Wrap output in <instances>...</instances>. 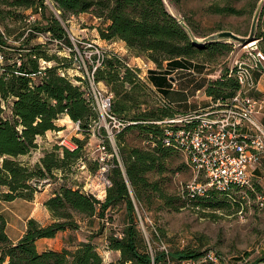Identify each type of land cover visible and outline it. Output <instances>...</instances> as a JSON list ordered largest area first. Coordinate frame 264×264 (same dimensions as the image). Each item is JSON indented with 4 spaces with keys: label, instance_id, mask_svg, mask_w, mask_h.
Wrapping results in <instances>:
<instances>
[{
    "label": "trees",
    "instance_id": "trees-1",
    "mask_svg": "<svg viewBox=\"0 0 264 264\" xmlns=\"http://www.w3.org/2000/svg\"><path fill=\"white\" fill-rule=\"evenodd\" d=\"M9 7L42 8V16L47 24L32 28L36 32L50 31L55 37L64 38L68 44L71 40L59 19L46 16L45 0H4ZM62 10V17L66 15H79L91 13L97 18H102L105 27H100L99 32L103 39L123 40L131 51L137 55L153 61L159 68L165 61L176 63L179 59L196 60L202 57L203 62L217 59L230 45L226 41H195L193 35L181 23L176 15L170 13L164 0H52ZM222 12L234 13L239 10L235 7H221ZM4 11V10H2ZM12 16V10L6 12ZM189 26L195 31L193 26ZM27 28V30H28ZM33 31H27L32 32ZM9 46L8 39L0 32V52H5L4 47ZM42 45L27 48L21 61L12 60L6 64L0 63V188L7 186L8 190L0 195L1 199L13 201L15 198L34 199L37 189L28 184L37 172L31 170L27 164L17 160L21 155L38 148L37 136H43L47 131L60 129L55 122L61 115L67 114L72 120L82 122L83 133L91 131L92 121L97 118V112L81 85L74 84L67 78L58 74L55 68L43 69L39 60L47 55L41 49ZM224 49V50H223ZM5 56V55H4ZM104 65L95 74L97 81H103L109 91L114 94L112 100L113 112L116 115L132 122L118 136L133 127L145 128L153 150L165 151L174 149L163 145L165 137L161 126L152 121L161 120L166 116H174L177 112L173 108L149 110L142 109L146 102L141 93L145 85L141 82L136 71L127 65L126 57L111 53L104 61ZM228 71H222L217 80H209L206 93L213 99L231 97L239 89L237 79H231ZM37 79L40 81L37 82ZM144 124H147L146 126ZM78 147L74 151L63 148V156L49 153L41 159L42 168L51 171L65 165L77 163L84 158L82 154L83 140L77 139ZM145 154V155H143ZM160 158L152 152L143 153L133 149L127 162L126 179L131 184L138 185L148 181L136 173L148 171L156 165ZM44 175L43 170L40 172ZM141 176V177H139ZM111 179L113 186L107 191L105 200L88 194L80 187H62L54 193L45 205L54 216V221L46 226L35 218L27 223L26 233L14 243L8 235L7 219L0 214V264H104L103 257L97 251L93 241L81 242L75 250L63 248L61 251L47 249L39 251L36 240L39 238L55 237L61 230L68 227L79 228L78 220L74 219V212L83 214L88 219L99 216L105 217L106 210L126 202L130 223L123 229V235L116 233L109 236L110 249L120 252V264H162L166 262L167 255L158 252L156 256L142 253L138 250L137 227L134 223V203L129 193L128 182L125 180L122 169L113 170ZM141 180V181H139ZM154 186V184H151ZM238 191L234 188L232 191ZM229 192L209 190L207 195L195 197L192 200L202 201L218 195H229ZM252 194V192L249 191ZM232 197V196H231ZM234 204L239 207L242 198L232 197ZM228 200V197H224ZM222 200V201H224ZM226 202V201H224ZM222 202V203H224ZM228 203V202H227ZM225 204V203H224ZM223 205V204H222ZM210 250L191 251L183 249L172 252L175 259L201 260L199 264H214L211 260L203 261ZM264 261L263 257L257 262Z\"/></svg>",
    "mask_w": 264,
    "mask_h": 264
},
{
    "label": "rangeland",
    "instance_id": "rangeland-1",
    "mask_svg": "<svg viewBox=\"0 0 264 264\" xmlns=\"http://www.w3.org/2000/svg\"><path fill=\"white\" fill-rule=\"evenodd\" d=\"M164 1L170 13L176 15L186 29L196 36L195 41L197 42L201 43L207 37L219 33L221 30H230L246 38L251 36V42L256 43L249 48L247 46L250 43L243 45L238 41L222 40L229 41L227 43H229L230 48L223 49V53L217 59L205 62L209 67L207 72L212 74L211 80L219 79L222 71L229 72L230 67L235 66L237 61L246 64L253 63L259 52L264 58V0ZM4 2V0H0V32L6 35L9 46L16 49L5 46V52H2L5 56L1 63L6 64L12 60L21 61V55L25 56L28 52L27 48L40 44L42 45L41 49L47 55L39 60L41 67H45V69L55 68L59 74V68H71L73 66L72 61L75 52H72L71 58H68L65 56L62 46L57 42L48 41L44 43L43 37L36 34V31L34 33L27 32L28 27L35 28V26L40 27L47 24L40 8L37 10L35 6L33 8L9 7ZM44 4L47 5L43 10L45 15L59 19L67 33L75 34L83 43L95 40L94 33H91L92 28L87 24L91 21L88 15V17L82 16L84 20L75 18L74 21L68 22L70 20L69 14L62 17V10L56 2L45 0ZM229 6L235 7L239 11L229 13L220 10L221 7ZM9 10H12V16H7L6 12ZM188 22L196 30V33ZM104 23L105 20L102 19L101 25ZM73 24H75L74 27ZM85 27L87 30L81 32V29ZM81 45L79 44V48L83 51L84 48ZM196 61L204 63L202 57H198ZM131 63L137 65L136 61ZM255 70L264 73V59L260 68L253 71ZM231 79L236 78L233 76ZM39 81L37 79V82ZM84 81L82 84L75 82L74 84L81 85L86 90L88 82L87 80ZM142 83L145 85V89L141 93L146 102L142 109L161 110L162 107L168 109L159 103L155 90L147 83ZM107 90L109 91L108 87ZM204 95V92H199V98L196 100L202 99L205 97ZM257 96L261 97V95ZM73 121L67 114L61 115L55 122L57 125L61 124L58 131L46 132L47 135L46 133L45 136L43 135L40 148L38 146L29 155L17 157V160L27 164L31 170L37 172V175L28 182L37 189L34 194L35 198L37 196L34 201V208L37 209V212L43 210L42 202L46 194L59 192L64 186H83L86 183L85 178L89 176V171L95 173V164L89 160L88 155L95 150L99 139L93 134L94 128L87 133L78 134L74 129ZM121 136L119 147L121 157L125 162L129 159L133 149H139L143 153L150 151L155 157L160 158L156 165L148 171L139 170L136 173V175L143 176L148 181L147 183H150L149 185L140 182L133 186L126 179L134 203V223L137 227V245L140 252L149 255L153 253L155 256L158 252H164L168 257L165 264H181V260L173 258L171 253L183 249L191 251L212 250L224 258L223 264L237 263L241 257L248 258L247 262L242 264H256L257 259L263 257L264 206L260 205L256 193L248 192L246 194L235 190L230 191L229 195L232 197L242 198L243 201L239 207L234 204L235 200L231 196L225 195L212 196L202 201L192 200L187 194V185L194 181V176L182 151L176 149L153 150L154 146L149 140L150 135L145 128L133 127L127 129ZM65 138L66 142L71 145L74 142L78 143L77 139H84L81 152L86 160L87 169H79L77 163L65 165L62 170L55 168L47 171L42 168L41 159L49 153L63 156V148L67 149L62 142ZM1 162L2 159H0V164ZM41 170L44 172L43 176L40 173ZM45 189L47 192L42 194ZM256 189L259 193L264 194V182L262 184L256 183ZM7 190V186H2L0 195ZM224 197H228V200H224ZM74 219L78 220L79 231L83 237L89 241H94L97 251L103 257L104 264H110L108 259L115 260L117 258L110 249L109 236L115 233L121 234L127 224L132 221L128 216L125 201L109 207L103 219L99 216L88 219L77 212H74ZM117 262L120 264V261Z\"/></svg>",
    "mask_w": 264,
    "mask_h": 264
},
{
    "label": "built area",
    "instance_id": "built-area-1",
    "mask_svg": "<svg viewBox=\"0 0 264 264\" xmlns=\"http://www.w3.org/2000/svg\"><path fill=\"white\" fill-rule=\"evenodd\" d=\"M32 18L34 19V16ZM28 31L33 30L28 28ZM35 33L43 37L44 43L49 41L61 45L68 58L75 52L73 66L59 68L62 77L77 84L84 83V80L88 82L86 95L97 112L91 130L94 128L93 134L98 137L99 143L88 155L89 160L95 164V173L89 171L85 185L77 187L103 200L108 189L113 186L111 176L114 169L120 167L126 180V167L121 157L118 135L133 122L113 112L114 94L107 90L103 81H97L95 77L111 52L95 40L83 43L71 32H68L71 44H65L64 38L54 37L49 31ZM79 44H82L83 51ZM256 56L257 59L253 63L237 61L235 66L230 67L229 76H235L239 85L233 96L221 99H213L210 96V102L206 107L190 112H177L174 116L152 121L164 130L163 145L180 150L185 155L194 176V181L187 185V194L192 199L205 196L212 189L229 192L238 188V192L256 193L260 205L264 206V194L256 189V183L264 182V125L259 117L264 109V102L248 94L256 85L252 71L260 68L264 59L260 52ZM3 58L4 55L0 52V63ZM127 65L134 71L138 69L136 65L129 63ZM178 71L197 75L193 68ZM136 73L139 76V72ZM158 99L162 106L173 108L163 95L158 96ZM73 123L76 132L83 133L82 122L76 120ZM62 142L70 151L78 147L75 142L73 145L68 144L66 138ZM77 166L81 170L87 169L85 158L79 159ZM122 235V232L116 234L120 238ZM151 255L154 260L155 255L153 253ZM247 259L241 257L237 263L230 264H242L247 262ZM207 260H212L214 264H223L224 258L210 250L203 259ZM200 262L202 261L188 258L181 260V264ZM152 264H155L154 261Z\"/></svg>",
    "mask_w": 264,
    "mask_h": 264
},
{
    "label": "crops",
    "instance_id": "crops-1",
    "mask_svg": "<svg viewBox=\"0 0 264 264\" xmlns=\"http://www.w3.org/2000/svg\"><path fill=\"white\" fill-rule=\"evenodd\" d=\"M85 15H88L89 18H91L90 23L87 24L92 28L91 33H94L93 37L95 40L100 45L103 44L104 47L108 48L109 52L115 54L117 53L120 56L126 57L129 64L132 61H136V66H138L139 69L140 80L145 84L147 83L153 90H155L158 96L163 95L171 103V105H173V109L176 112H190L200 107H206L209 104L210 96L205 92V90L212 74L207 72L209 70L207 63H200L193 59H179L176 63H169V61H165L162 67L159 68L153 61L135 55L123 40L103 39L100 36L99 28L107 26L110 24V21L101 25L102 18H97L93 14L85 12L76 16L70 15V20L68 22L74 21L75 18L84 20L82 16ZM74 26L75 24H73V27ZM86 30L87 27L81 29V32H85ZM131 64L134 65L135 63ZM191 68L194 69L197 75L188 74L186 71H178L179 69L187 70ZM252 73L256 85L255 88L251 89L248 94L250 96H256L264 102V73L260 72V70H255ZM199 92H204L205 97L196 100L199 98ZM256 94L261 95V97H258ZM259 117L264 125V109ZM58 125L60 126L61 124ZM43 135L45 136V134ZM44 136H37L36 138L39 148L42 145L41 141ZM75 186L77 187V185ZM46 192L47 190L45 189L42 194H45ZM53 195L54 192L45 195L42 202L43 210H39L38 212L37 209L34 208V201L37 196L36 198L34 197V199L30 200L15 198L13 201H6L0 198V214H3L7 219L6 229L9 237L14 243H16V241H18L26 233L28 229L27 223L32 217L44 226L55 220L54 216L45 205V201ZM87 241L89 240L83 237L79 228L72 229L68 227L65 230H61V232H59L55 237L39 238L36 240V243L39 251H46L47 249L61 251L63 248L75 250L81 242ZM111 251L114 252L117 258L115 260L108 259L109 263L117 264V261L121 258L120 252L112 249ZM256 264H264V261L257 262Z\"/></svg>",
    "mask_w": 264,
    "mask_h": 264
},
{
    "label": "water",
    "instance_id": "water-1",
    "mask_svg": "<svg viewBox=\"0 0 264 264\" xmlns=\"http://www.w3.org/2000/svg\"><path fill=\"white\" fill-rule=\"evenodd\" d=\"M254 27V26H253ZM251 36L249 38L243 37L236 32H232L230 30H221L219 33H216L214 35H211L207 37L204 41L201 43H205L206 41H222V40H232V41H238L239 43L243 45H248L251 41ZM229 42V41H227Z\"/></svg>",
    "mask_w": 264,
    "mask_h": 264
},
{
    "label": "bare ground",
    "instance_id": "bare-ground-1",
    "mask_svg": "<svg viewBox=\"0 0 264 264\" xmlns=\"http://www.w3.org/2000/svg\"><path fill=\"white\" fill-rule=\"evenodd\" d=\"M255 44H256V43L250 41V44H249L247 47H249V48H250V47H253Z\"/></svg>",
    "mask_w": 264,
    "mask_h": 264
}]
</instances>
